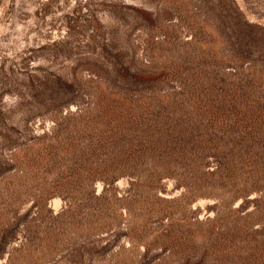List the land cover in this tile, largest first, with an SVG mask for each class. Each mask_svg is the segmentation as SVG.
<instances>
[{"label": "rangeland", "instance_id": "obj_1", "mask_svg": "<svg viewBox=\"0 0 264 264\" xmlns=\"http://www.w3.org/2000/svg\"><path fill=\"white\" fill-rule=\"evenodd\" d=\"M0 264H264V0H0Z\"/></svg>", "mask_w": 264, "mask_h": 264}]
</instances>
